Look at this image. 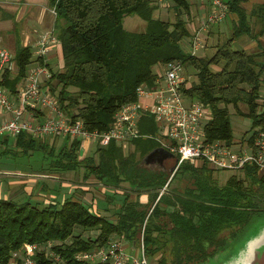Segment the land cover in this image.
Segmentation results:
<instances>
[{
    "label": "trees",
    "instance_id": "trees-1",
    "mask_svg": "<svg viewBox=\"0 0 264 264\" xmlns=\"http://www.w3.org/2000/svg\"><path fill=\"white\" fill-rule=\"evenodd\" d=\"M224 1L228 5L224 19L236 16L232 32L207 57L193 56L186 50L188 22L193 17L188 0H171L172 19L153 15L159 7L157 0H48L56 17L60 66L56 71L49 67L52 77L46 90L56 95L67 115L80 118L89 130L103 131L122 104L136 100L138 86L154 85V65L181 60L190 76L184 91L211 110L205 125L209 140L232 139L229 105L237 115L250 119V131L264 130V94L260 92L264 89V60L257 58L264 51L232 47L234 39L251 33L252 18L258 26L254 34L264 33V1L249 11L242 5L247 0ZM132 14L145 21L142 31L124 29V16ZM33 61L44 63L41 57L33 58L30 47H17L14 63L18 74L12 78L5 70L2 85L14 91ZM241 105L246 107L244 112ZM145 127L140 126L142 133H147ZM9 137H0V154L30 156L41 152L47 159L45 170L77 171L82 180L91 177L112 191H120L122 198L114 220L71 195L48 203L30 198L1 199L0 264H24L25 244L34 245L30 256L33 264H94L76 259L75 254L103 246L114 235L138 243L141 231L147 257L154 258L160 251L154 258L156 264H200L219 251L231 249L264 214V173L252 166L240 170L242 176L230 175L217 187L209 178L214 169L206 163L182 162L172 178L183 168L177 186L187 174L191 187L184 194L169 187L171 178L160 193L169 174L163 165L152 168L142 161L159 146L155 139L150 143V138H135L128 152L122 144L110 141L85 154L81 141L75 138H65L58 147L55 139L51 145L38 142L43 138L20 133L13 137L14 148H10ZM175 158L167 160L173 164ZM209 184L213 188L206 195ZM223 191L226 193L220 197ZM132 192L134 200L130 199ZM86 230L96 233L84 236L82 231ZM163 246L171 248L170 258L163 254Z\"/></svg>",
    "mask_w": 264,
    "mask_h": 264
},
{
    "label": "built area",
    "instance_id": "built-area-1",
    "mask_svg": "<svg viewBox=\"0 0 264 264\" xmlns=\"http://www.w3.org/2000/svg\"><path fill=\"white\" fill-rule=\"evenodd\" d=\"M168 2L157 0L160 5ZM206 2L209 11L196 18L194 23L192 21L188 54L193 56L203 48L204 33L209 26L222 21L228 12L224 0ZM58 41L53 31L43 32L34 43V56L45 61L50 47ZM15 66L14 54L7 48H0V137L25 133L38 138H75L81 141L83 148L88 141L98 146H105L110 141L125 145L135 138L149 137L142 133L140 121L143 116H152L157 126L152 138L176 157L173 170L160 193L168 186L177 167L185 161L191 164L203 162L214 170H242L252 166L264 173V130L252 129L247 141L243 137H232L229 142L209 140L205 125L211 110L184 91L190 76L181 60L161 64L156 69L154 85L138 86L136 100L122 104L113 114L109 127L103 131L89 130L80 118H72L63 111L56 95L46 90L52 71L45 62L28 67L14 91L4 87L1 83L3 73L6 70L13 78L18 74ZM142 234L141 231L138 243H129L123 235H114L103 246L77 252L75 258L94 264H150L144 252ZM33 248L34 245L25 244L24 264H33L30 259Z\"/></svg>",
    "mask_w": 264,
    "mask_h": 264
},
{
    "label": "crops",
    "instance_id": "crops-1",
    "mask_svg": "<svg viewBox=\"0 0 264 264\" xmlns=\"http://www.w3.org/2000/svg\"><path fill=\"white\" fill-rule=\"evenodd\" d=\"M10 3H4V1L0 0V29L4 31L2 34V39L5 42V45L8 47L13 54L17 47L28 46L31 48L33 58L34 56V43L40 38L43 32L53 31L55 33V22L56 17L49 6L48 0H32L34 3L32 8L27 6L21 8L20 5H14V0ZM191 4V11L193 18L202 17L209 11L210 7L206 0H188ZM264 0H247L243 2V7L246 11H249L255 8L257 5L261 4ZM154 10V16L166 18L167 12L163 7L170 6L169 2L166 5H160ZM30 9V10H29ZM23 18V21H22ZM236 18L235 15L230 14L227 19H224L220 22L212 23L207 31L204 33V48L201 53H196L198 56H207L210 57L214 51L216 50V46L229 38L232 32V22ZM251 27L252 31L248 35H242L236 40L234 39L238 48H242L248 52H258L262 53L264 51V33L258 34L257 36L254 34L258 30L257 23L254 22V18L251 19ZM22 21V22H21ZM193 21V20H192ZM188 22V28L191 30L193 27L192 23ZM56 34V33H55ZM10 47V48H9ZM208 48L210 50L208 51ZM53 54L55 56V61L50 60V55ZM259 60H264V54L257 57ZM60 45L59 41L52 45L46 55L45 64L51 68L53 71V65L51 61L58 63L60 66ZM29 67L35 65V62L31 63ZM71 171V170H70ZM10 175L9 173H5ZM33 173L21 174L19 171L12 176H16L14 178H10L8 181V185L4 192L0 190V200L1 199H14V200H22L24 198H32L36 200H43L45 198L52 196V201L60 202L63 198L68 197L69 195L74 198H78L80 201H84L85 204L90 205L93 210H97L100 215L107 216L108 218L114 220L116 218V209L120 206V201L122 195L120 191H112L110 188H107L102 183L95 181H86L81 182L79 186L78 184L71 179H64L63 177L58 178H50L55 180V183H59V187H50L47 189L49 192H44V186L42 185L39 188V185L42 183V180L45 176L41 177V175ZM28 177V178H26ZM62 179V180H61ZM63 181V182H62ZM68 181V182H66ZM178 182V181H177ZM45 184V183H43ZM77 184V185H74ZM171 184V183H170ZM178 184V183H177ZM176 186L174 187H177ZM171 187V186H170ZM39 188V189H38ZM63 188V189H62ZM14 189V193L12 190ZM38 189V190H37ZM61 190L63 192H61ZM78 190L82 192L76 193ZM114 192V193H113ZM115 192L117 194H115ZM45 194H48L45 195ZM144 196H141L140 199L144 200ZM131 200L136 199V194L131 193ZM93 204V205H91Z\"/></svg>",
    "mask_w": 264,
    "mask_h": 264
},
{
    "label": "rangeland",
    "instance_id": "rangeland-1",
    "mask_svg": "<svg viewBox=\"0 0 264 264\" xmlns=\"http://www.w3.org/2000/svg\"><path fill=\"white\" fill-rule=\"evenodd\" d=\"M4 1V3H10L12 1H7V0H2ZM169 4L171 6V0H169ZM33 1L32 0H14L13 4L14 5H20L21 8L27 6V9H28V6L30 7V9L32 8V5H33ZM170 6L168 7H163L165 9V11L167 12L166 14V19H172L173 17V12L170 10ZM29 9V10H30ZM194 22V18L192 17L190 19V21ZM22 21H23V18H22ZM21 21V22H22ZM189 21V22H190ZM123 26H124V29L125 30H128V31H142L145 27V21L143 19H141L139 16L135 15V14H132V15H126L124 16V19H123ZM2 34H4V31L2 29H0V48H8L6 45H5V42L3 41L2 39ZM205 47V46H204ZM203 47V48H204ZM232 47L235 49V48H238L236 43H232ZM10 48V47H9ZM186 50H188V46H186ZM201 48V49H203ZM210 50V48H208V51ZM202 50H199L198 53H201ZM50 60H53L55 58V56L53 54L50 55ZM55 61V59H54ZM54 61H51L52 65H53V68L54 70L53 71H56L59 69V65L58 63H55ZM166 63V62H165ZM165 63H163L162 65H164ZM160 65L161 64H156L154 65V70L156 72V69L160 68ZM16 67V66H15ZM17 69V68H16ZM189 69V70H188ZM187 70L192 72V69H190V66ZM261 94L263 95L264 94V89L261 88ZM241 111L244 112L246 107L244 105H241L239 106ZM228 109H229V118H230V122H231V125H232V134H233V137L235 138H242L243 137V140L247 141L250 136H251V131H250V119L245 117V116H241V115H237L236 112H235V109L232 105H229L228 106ZM141 127H145V132H147V134L149 135V137L147 138H150L148 139V142L150 143H155L153 141V138L152 136L155 135L156 133V130H157V126L155 124V121L154 119L152 118V116H143L142 117V121H141ZM40 138H43V137H40ZM44 139V140H43ZM43 139H39L38 142H46V143H49V144H53L54 142V139H55V144L56 146H61L63 143H64V138H61V137H58V138H53V137H46V138H43ZM9 147L10 148H14L13 146V142H14V138L13 137H9ZM36 143V145H39V143ZM94 146L95 144L91 141H88L86 144H85V154H92L93 151H94ZM123 148H124V151L125 152H128L130 151L133 146L130 144H125L123 145ZM42 154L41 152H36L35 154L33 155H30V156H25L23 154H21L20 152H18L17 154L15 155H8V156H5V155H2L0 154V190L1 192H4L6 187H7V183L9 181L10 178H14L16 176H12L13 174H16L17 171H19V173L21 174H26V173H35L34 175H41V177L45 176L44 179L42 180V183L39 185V188L42 187V185L45 187L44 189V192H49L47 189H50V187H56L58 188L59 187V183H55V180H52L50 178H46V177H51V178H58V177H63L64 179H71L72 181L76 182L77 184H74V185H77L79 186V184L82 182H86V181H93V179H86V180H82L79 175L77 174V171H64V172H51V171H48V170H45L46 169V164L47 163V159L46 158H42L41 157ZM143 161V159H142ZM140 160V162H142ZM183 163H187V161L183 162ZM158 164V165H157ZM182 164V163H181ZM180 164V165H181ZM199 164V163H198ZM148 165L150 167H158L160 165H163L165 168H164V171L167 173V174H171L170 172V168L172 167V161L170 160H167V159H163L161 163H157V162H151V163H148ZM41 166H43L44 168L41 169ZM182 170L183 168H181L180 170L177 171V173L175 174V176L172 178L173 180H171V184L169 185V187H173L176 186V184L178 183L177 182V179H179V177H182ZM258 172L260 174H263V171H260L258 170ZM5 173H9L10 175L8 174H5ZM168 175V177H169ZM230 175H237L238 177L241 175L242 176V172L240 170H226V169H219V170H213V172H209V178H210V183H213L215 185H217V187H221L225 184L226 182V179L230 176ZM185 176V175H184ZM167 177V179H168ZM186 178L183 179V184L179 185V187L177 186L175 189H179L180 192L184 193L187 189H189V187H191V182H189V177L188 175L186 174L185 176ZM28 178V177H26ZM62 180V179H61ZM167 181V180H166ZM180 181V180H179ZM63 182V181H62ZM68 182V181H66ZM45 183V184H43ZM209 188L206 189L204 191V193L207 195L208 194V191L209 189L211 188V191H212V188H213V185H208ZM38 188V189H39ZM37 189V190H38ZM63 189V188H62ZM16 191V190H15ZM14 189L12 190V192L14 193L15 192ZM61 192H63L61 190ZM78 192H82L81 190H78L76 193ZM226 191H223V194L220 196V197H224ZM185 194V193H184ZM48 196V194H45ZM212 195V194H210ZM216 196H219V194H216ZM32 201H41V202H44V203H48V202H51L53 199H52V196L50 195L47 198L43 199V200H36V199H32L30 198ZM145 199V198H144ZM93 205V204H91ZM94 209V208H92ZM97 210H95L96 212ZM98 212V211H97ZM262 216H264V214H262ZM225 232V231H224ZM223 232V233H224ZM96 233V230H86V231H82V234L84 236H93L94 234ZM211 238H208V241H210ZM163 249V254L165 255H169L167 258H170L172 256V252H170V247L168 246L167 247V250H165V246L162 247ZM136 252L138 253V251L136 250ZM160 255V251H158L156 253V255L153 254L154 258H157L158 256ZM154 258H152L151 256H148V260L150 262V264H156V261L154 260ZM16 262V261H15ZM14 264V263H13ZM201 264H212V260L209 259Z\"/></svg>",
    "mask_w": 264,
    "mask_h": 264
},
{
    "label": "water",
    "instance_id": "water-1",
    "mask_svg": "<svg viewBox=\"0 0 264 264\" xmlns=\"http://www.w3.org/2000/svg\"><path fill=\"white\" fill-rule=\"evenodd\" d=\"M172 157V153L158 146L145 155L143 160L147 163H161L163 159ZM172 170L173 167L170 172ZM209 259L212 264H264V216H261L238 242L232 244L231 249L219 251L207 260Z\"/></svg>",
    "mask_w": 264,
    "mask_h": 264
},
{
    "label": "flooded vegetation",
    "instance_id": "flooded-vegetation-1",
    "mask_svg": "<svg viewBox=\"0 0 264 264\" xmlns=\"http://www.w3.org/2000/svg\"><path fill=\"white\" fill-rule=\"evenodd\" d=\"M153 163V162H152ZM158 165V164H157Z\"/></svg>",
    "mask_w": 264,
    "mask_h": 264
}]
</instances>
